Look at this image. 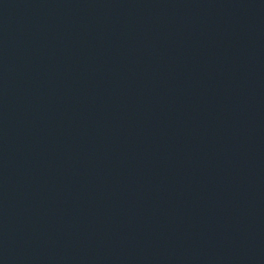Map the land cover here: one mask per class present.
I'll use <instances>...</instances> for the list:
<instances>
[{
  "label": "water",
  "instance_id": "water-1",
  "mask_svg": "<svg viewBox=\"0 0 264 264\" xmlns=\"http://www.w3.org/2000/svg\"><path fill=\"white\" fill-rule=\"evenodd\" d=\"M0 264H264V0H0Z\"/></svg>",
  "mask_w": 264,
  "mask_h": 264
}]
</instances>
